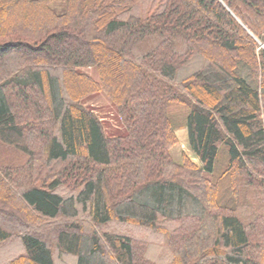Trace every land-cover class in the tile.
Returning a JSON list of instances; mask_svg holds the SVG:
<instances>
[{
	"label": "trees",
	"instance_id": "1",
	"mask_svg": "<svg viewBox=\"0 0 264 264\" xmlns=\"http://www.w3.org/2000/svg\"><path fill=\"white\" fill-rule=\"evenodd\" d=\"M0 143L7 264H264V0H0Z\"/></svg>",
	"mask_w": 264,
	"mask_h": 264
},
{
	"label": "rangeland",
	"instance_id": "2",
	"mask_svg": "<svg viewBox=\"0 0 264 264\" xmlns=\"http://www.w3.org/2000/svg\"><path fill=\"white\" fill-rule=\"evenodd\" d=\"M60 8L59 4L55 5ZM88 73H93L92 68L86 70ZM83 104L91 108L100 119L103 121L107 134H115L123 131L124 127L117 114L116 108L109 98L103 93L91 94L86 100H83ZM178 142L171 148L172 156L175 160H179L182 152L186 153L193 161L199 162L197 158L189 151L187 146V133L184 128L176 130ZM19 158L17 152L12 148L7 147L0 143V160L14 162ZM64 193L65 190H60ZM84 214H80L83 217ZM99 231H109L122 234L131 235L140 242L145 244V254L155 264H166L169 260V253L165 248V242L163 236L158 233H154L148 230H143L135 226L118 223L112 221L106 225L100 226ZM23 253V248L18 239V236H13L9 240L0 243V264H7L11 259L17 257ZM53 256L55 264H74L75 257L67 254L60 255L53 247Z\"/></svg>",
	"mask_w": 264,
	"mask_h": 264
},
{
	"label": "crops",
	"instance_id": "3",
	"mask_svg": "<svg viewBox=\"0 0 264 264\" xmlns=\"http://www.w3.org/2000/svg\"><path fill=\"white\" fill-rule=\"evenodd\" d=\"M195 162V161H194ZM196 163V162H195Z\"/></svg>",
	"mask_w": 264,
	"mask_h": 264
}]
</instances>
